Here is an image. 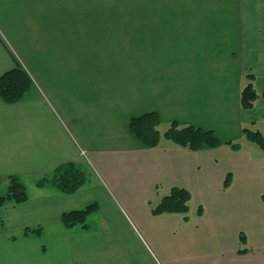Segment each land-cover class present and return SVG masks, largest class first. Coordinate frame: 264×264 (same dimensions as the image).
<instances>
[{"label":"crops","instance_id":"1","mask_svg":"<svg viewBox=\"0 0 264 264\" xmlns=\"http://www.w3.org/2000/svg\"><path fill=\"white\" fill-rule=\"evenodd\" d=\"M17 67L31 85L0 98V192L16 175L28 197L0 207V264H264V151L242 134L264 131V0H0V76ZM147 112L241 148L145 146L129 123ZM69 162L88 174L75 191L38 184ZM173 186L191 193L187 217L152 214ZM91 202L93 225L62 223Z\"/></svg>","mask_w":264,"mask_h":264},{"label":"trees","instance_id":"2","mask_svg":"<svg viewBox=\"0 0 264 264\" xmlns=\"http://www.w3.org/2000/svg\"><path fill=\"white\" fill-rule=\"evenodd\" d=\"M255 76L247 73L240 91V105L244 109L254 107L256 100L262 95L255 89ZM31 85L30 79L22 68L17 67L4 72L0 76V98L5 102H15L23 98ZM161 119L157 112H147L139 116L132 117L129 123L131 133L139 139L143 145L153 147L158 145L161 137L186 147L190 150H198L203 147H215L224 143L234 150L241 148V143L233 140L221 142L219 137L211 129H204L192 124H179L176 121L170 122L163 131L160 130ZM254 122L242 128L245 139L256 144L264 151V134L258 128H253ZM86 173L74 163H64L55 168L49 176H44L38 180V184L50 183L63 192H73L85 183ZM230 183V173L226 174L224 186ZM26 187L16 175L8 176V184L5 193L0 194V207L6 201L15 203L27 199ZM191 199L190 191L183 186H173L167 194L161 197L158 203L151 207L154 215L163 212H178L187 217L189 202ZM99 209L97 202H91L83 208L63 212L61 221L66 227L74 224H81L87 228V216ZM201 212V207L197 209ZM25 234H40V228H26ZM244 236L241 234L240 241L243 242ZM239 251L244 252L246 248ZM80 264V263H76Z\"/></svg>","mask_w":264,"mask_h":264},{"label":"rangeland","instance_id":"3","mask_svg":"<svg viewBox=\"0 0 264 264\" xmlns=\"http://www.w3.org/2000/svg\"><path fill=\"white\" fill-rule=\"evenodd\" d=\"M250 109V108H249ZM251 122H254V126H253V128H258L260 131H262V133L264 134V131L258 126V124H256V122H255V120H251L249 123H247V125L248 124H250ZM169 124V123H168ZM168 124H166L165 126L164 125H161L160 126V130L161 131H163L164 129H165V127L168 125ZM256 124V125H255ZM247 140V139H246ZM225 141H227V140H225ZM222 142V141H221ZM224 142V141H223ZM237 142H239V141H237ZM87 176H88V174H87ZM3 194V193H5V190H3V192H0V194ZM264 186H260L257 190H256V192L253 194V197L251 198V203L252 204H254V209L255 210H259V214L260 215H263L264 214ZM93 219H92V217H90V215L87 217V219H86V223H88V224H90V225H93ZM261 231H264L263 229L261 230H259V232H261ZM243 236H244V240H243V242H241L242 243V245H245L244 247H246V246H248L249 247V245H251V243H255V242H258V241H260L261 240V237L259 238V240H258V238L255 236V234L253 233L252 235H251V239H250V236L248 235V234H244V232H243V234H242ZM262 237H263V241H264V235H262ZM256 244V243H255Z\"/></svg>","mask_w":264,"mask_h":264}]
</instances>
